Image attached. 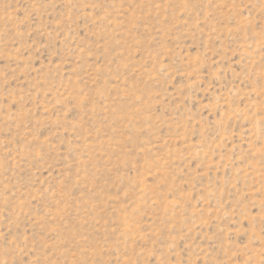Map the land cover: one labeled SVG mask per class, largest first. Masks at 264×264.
Instances as JSON below:
<instances>
[{
	"label": "rangeland",
	"instance_id": "1",
	"mask_svg": "<svg viewBox=\"0 0 264 264\" xmlns=\"http://www.w3.org/2000/svg\"><path fill=\"white\" fill-rule=\"evenodd\" d=\"M0 264H264V0H0Z\"/></svg>",
	"mask_w": 264,
	"mask_h": 264
}]
</instances>
